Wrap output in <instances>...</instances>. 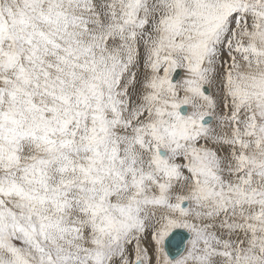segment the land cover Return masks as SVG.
I'll use <instances>...</instances> for the list:
<instances>
[{"label":"snow or ice","instance_id":"snow-or-ice-1","mask_svg":"<svg viewBox=\"0 0 264 264\" xmlns=\"http://www.w3.org/2000/svg\"><path fill=\"white\" fill-rule=\"evenodd\" d=\"M0 264H264V0H0Z\"/></svg>","mask_w":264,"mask_h":264}]
</instances>
